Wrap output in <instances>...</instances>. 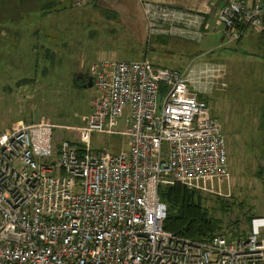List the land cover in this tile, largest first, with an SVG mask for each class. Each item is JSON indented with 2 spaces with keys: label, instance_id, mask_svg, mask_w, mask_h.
Masks as SVG:
<instances>
[{
  "label": "built area",
  "instance_id": "obj_1",
  "mask_svg": "<svg viewBox=\"0 0 264 264\" xmlns=\"http://www.w3.org/2000/svg\"><path fill=\"white\" fill-rule=\"evenodd\" d=\"M142 14L149 38L200 43L216 32L236 44L264 29L262 1L225 0L212 26L148 1ZM92 70L95 95L78 142L57 143V127L44 119L0 134V264H264V216L245 236L208 241L164 227L162 187L200 189L228 173V141L205 98L217 71L149 60H103ZM95 133L120 137L126 148L95 151Z\"/></svg>",
  "mask_w": 264,
  "mask_h": 264
},
{
  "label": "rangeland",
  "instance_id": "obj_2",
  "mask_svg": "<svg viewBox=\"0 0 264 264\" xmlns=\"http://www.w3.org/2000/svg\"><path fill=\"white\" fill-rule=\"evenodd\" d=\"M74 3L62 0L61 14H54L56 7L49 9L38 23L39 43L34 34L29 35L36 28L34 22L27 33L24 30L16 36L18 30L13 28L8 37L0 36V134L44 119L57 127V143L65 139L78 142V129L85 126L95 95L94 87H86V78L93 77V66L103 60H149L177 70L192 63L194 71L212 67L218 77L209 85L214 80L210 91H216L205 98L227 138L229 170L222 180H211L197 189L198 203L209 218L222 222V232L232 229L246 235V217L252 221L264 216V70L261 64L257 71L241 54L247 51L242 42L245 37L228 46L221 44V33L216 32L200 43L149 38L142 28L130 27L122 13L97 4L76 8ZM19 6L13 7L14 22L26 24ZM47 52L48 56L53 53L52 62L45 58ZM79 76L84 78L79 80ZM223 80L227 88L219 91ZM92 148L119 152L126 144L120 137L95 133ZM239 220L236 228L234 223Z\"/></svg>",
  "mask_w": 264,
  "mask_h": 264
},
{
  "label": "crops",
  "instance_id": "obj_3",
  "mask_svg": "<svg viewBox=\"0 0 264 264\" xmlns=\"http://www.w3.org/2000/svg\"><path fill=\"white\" fill-rule=\"evenodd\" d=\"M35 1L36 4H34L35 3L34 0H23V9L21 10L23 11L25 22H27L26 24H23L22 22H14L15 20L12 15L14 1L0 0L1 5L7 6V8L4 10L0 9V36L8 37L9 32L10 31L12 32L13 28L15 30H18V34H16V36H18L24 34V30L25 33H27V30L31 28L32 22L36 21L40 23L41 18H45V16L33 14L32 9L34 5L39 4L40 6H46L47 4H58L62 2V0H50V1L45 0V2L40 0H35ZM147 1L156 4L171 6L174 8L184 9L190 12L200 14L203 17H207L209 26H212L214 24V19H213L214 14L225 3V0H97L94 3V5L96 4L103 5L104 7H106V9L114 11L118 14L121 13L124 14V16L126 17L129 23V26L132 27L133 29L142 28L141 31H143L144 34L147 33V25L142 14V4L143 2H147ZM253 1L264 2V0H253ZM13 22H14V26L11 28ZM209 34H211V32H209L207 35ZM242 42H244L245 46L247 45L248 53L246 51L245 53H241V54H243V56L248 57L250 62H253V64L256 65L257 71L261 69L260 67L261 64L263 65V70H264V29L248 31L245 34V38L243 39ZM221 44L226 45L223 36H222ZM238 50L239 49L237 48L235 51ZM192 65H194V63H192L190 66ZM225 84L227 83L224 80L220 82L219 86L221 88H219V91L225 90L227 88V86H224ZM214 91H216V89L211 91V93H213Z\"/></svg>",
  "mask_w": 264,
  "mask_h": 264
},
{
  "label": "trees",
  "instance_id": "obj_4",
  "mask_svg": "<svg viewBox=\"0 0 264 264\" xmlns=\"http://www.w3.org/2000/svg\"><path fill=\"white\" fill-rule=\"evenodd\" d=\"M11 1H14V8L17 7L18 4H20L21 6L19 7L23 9V0ZM37 5L33 6L35 7V10H33L34 8L32 9L33 14L36 11L38 15H40L39 13H42L41 16H47V13L50 11L49 9L52 7H56L58 9L54 11V14H61L64 12V9L58 8L61 3L47 4L46 6H40L39 4ZM2 6L4 7V9L7 8V6L1 5L0 2V9ZM34 23L36 24V28H33L29 35L31 36L34 34L36 37L35 40H37V42L39 43L41 41V37L39 35V33L41 32V27L39 28L40 23L38 24V22L36 21ZM39 46L44 49L42 45ZM48 53L49 52H47V54L45 53V58H51L52 62L51 56H53V53L51 52V56H48ZM198 196L199 192L196 188L181 184H176L174 186H165L160 189V198L164 203L167 204L168 207V217L164 225L165 230L169 231L175 236L191 239L194 241H208L216 235H223L227 233H230L233 236H245L242 234L243 232L240 231H235V233L232 232V229L231 231L228 230L222 232V222L214 221L213 219L209 218L206 213H204L201 203H198ZM243 216L246 217L245 215ZM239 219L241 220V217H239ZM246 219L249 224L248 226L250 227L252 222L251 217H246ZM240 220L234 223V225H236V228Z\"/></svg>",
  "mask_w": 264,
  "mask_h": 264
},
{
  "label": "water",
  "instance_id": "obj_5",
  "mask_svg": "<svg viewBox=\"0 0 264 264\" xmlns=\"http://www.w3.org/2000/svg\"><path fill=\"white\" fill-rule=\"evenodd\" d=\"M86 79L88 80V85L86 87L93 88L94 87L93 78L87 77Z\"/></svg>",
  "mask_w": 264,
  "mask_h": 264
},
{
  "label": "flooded vegetation",
  "instance_id": "obj_6",
  "mask_svg": "<svg viewBox=\"0 0 264 264\" xmlns=\"http://www.w3.org/2000/svg\"><path fill=\"white\" fill-rule=\"evenodd\" d=\"M80 77V79L79 80H81V79H83L84 77L83 76H79ZM86 81H87V79H86Z\"/></svg>",
  "mask_w": 264,
  "mask_h": 264
}]
</instances>
